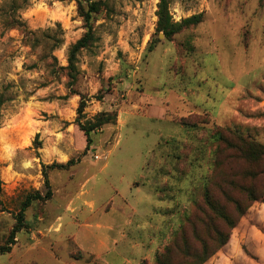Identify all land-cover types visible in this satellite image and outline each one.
Instances as JSON below:
<instances>
[{
	"label": "rangeland",
	"instance_id": "374dc122",
	"mask_svg": "<svg viewBox=\"0 0 264 264\" xmlns=\"http://www.w3.org/2000/svg\"><path fill=\"white\" fill-rule=\"evenodd\" d=\"M27 1L15 19L35 47L0 17V245L26 197L45 195L43 167L74 164L46 170L51 197L26 209L25 228L0 264L115 263L80 251L74 234L87 244L107 236L115 226L105 211L112 205L115 218L128 213L121 199L137 210L112 247L124 264H154L166 250L178 263L182 234L196 252L193 232L207 238L196 221L206 220L199 212L205 187L229 214L233 206L221 191L246 200L230 181L263 200L232 231L217 264H264V175L256 174L264 162L239 151L242 138L264 146V0H169L171 22L201 18L170 41L154 36L159 0H95L105 6L70 89L67 50L85 33L77 3ZM9 7L0 0V15ZM81 100V122L116 114L114 125L91 133L87 149L76 122ZM132 183L141 190L137 205L125 193Z\"/></svg>",
	"mask_w": 264,
	"mask_h": 264
},
{
	"label": "trees",
	"instance_id": "16d2710c",
	"mask_svg": "<svg viewBox=\"0 0 264 264\" xmlns=\"http://www.w3.org/2000/svg\"><path fill=\"white\" fill-rule=\"evenodd\" d=\"M77 3V15L82 20L85 33L84 35L77 40L73 45H71L67 50V66L63 69L66 71V77L68 78L66 87L70 89L75 83V74H76V59L78 54L83 50H88L94 42V33L92 28V22L94 17L101 12V9L105 6L101 1L95 0H75ZM19 2V5H17ZM28 4L27 0H10L9 10L0 15L3 24L8 29H19L25 36L27 43L31 47H35L38 43L34 39L33 34L27 31L24 23L15 19L16 12L20 9H25ZM168 4L169 0H159L157 5L156 17L157 24L155 29V35L161 33L165 40L170 41L175 35L180 33L184 29L194 27L200 23V16L191 17L181 21L180 23H173L168 16ZM158 42L155 39V43ZM57 46L50 47V51L55 50ZM51 61H54L53 57H50ZM47 67L51 68V65L47 64ZM85 108L84 101L79 102L77 108V118L76 122L80 131L83 133L86 141V149L91 143L90 135L93 132L100 130L105 125H114L116 122L115 113H101L96 115L91 121L81 122L83 118V110ZM240 153H242L247 160L250 161H263L264 162V146L256 144L252 141L246 139L240 140ZM72 161H69L65 165H50L43 167V178L44 186L46 189L45 195L41 196L39 193H34L26 197L22 202L18 213L15 215V225L7 235L4 243L0 245V255H4L10 252L11 247L15 243V236L17 233L22 231L25 228L24 223V212L28 209L32 203L36 201H48L51 197L50 185L47 178V169H58L66 170L69 166L73 165ZM256 174L264 175V165ZM230 186L231 190L237 191V195L245 197L246 200L239 201L233 198L230 193L221 191V195L233 206V214H229L226 208L217 201L213 195L210 193L209 188L205 187L203 192V200L205 203L206 210L199 209V212H202L203 217H206L205 223L203 220L197 219L196 221L201 223L203 227L208 229L207 238H201L198 236L197 232H193V237L200 244V250L198 252L193 251L189 248L186 237L182 234L179 238L180 243V253L182 257L178 263L175 264H217V258L219 254L226 248L231 242L232 231L240 224L242 218H244L246 212L250 209L254 202L258 200H263V196L258 199L255 197L253 190L247 185L237 184L235 182H229L227 184ZM223 189V187H221ZM1 190V183H0ZM262 203L264 201H261ZM190 224V223H189ZM191 227V224H190ZM193 228V226L191 227ZM243 240V237H241ZM213 244L214 250L208 253L209 247ZM246 249V248H245ZM243 249L244 253L251 257L248 253L251 252L248 247L247 250ZM171 252L166 250L162 254H158L155 257L154 264H174L171 260ZM251 259H253L251 257ZM141 264H146L142 262Z\"/></svg>",
	"mask_w": 264,
	"mask_h": 264
},
{
	"label": "crops",
	"instance_id": "0c3cea01",
	"mask_svg": "<svg viewBox=\"0 0 264 264\" xmlns=\"http://www.w3.org/2000/svg\"><path fill=\"white\" fill-rule=\"evenodd\" d=\"M143 169V166H142ZM140 187L138 186V184L136 183H132L128 189L125 191L126 194L129 195L130 199L129 202L133 203V205H137L139 204V202L141 201V197H140ZM153 197H155L157 199L158 202H160V198L159 195L154 193ZM122 200L123 205H125L128 209V213L127 215H124L123 212L121 213V215L117 216V218H115V211L113 210L112 205L109 208V211H104L106 212V214L104 215H109L111 216V221H113V225L115 226L114 229H110L108 230V235L105 236L104 238H98L96 242H89L87 244L85 238L82 236V233L79 231L77 234H74L75 238V242L79 248L80 251L87 253L91 256H93V258L95 260H101L103 262H105V260L107 259H111L112 256H114L113 259L116 260L115 263H106L105 264H124L125 263V259L123 258L122 253L117 252L115 249H113L112 247L116 246L118 243V240H122L125 237V234L120 231L122 229H124V227L126 226L125 224L131 226L130 224H132V221L130 220L131 216H135L137 214V210L134 208H131L128 204L127 201ZM95 213V212H94ZM89 212L88 213V217L89 219L92 217V214ZM96 216V214H95ZM138 226H136L135 228H137ZM87 228V224H84V229Z\"/></svg>",
	"mask_w": 264,
	"mask_h": 264
}]
</instances>
